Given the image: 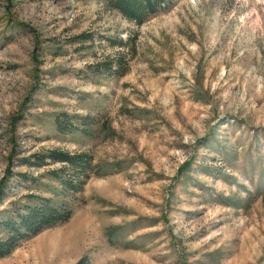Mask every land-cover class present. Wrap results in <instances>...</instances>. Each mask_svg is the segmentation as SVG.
I'll list each match as a JSON object with an SVG mask.
<instances>
[{
    "label": "rangeland",
    "instance_id": "obj_1",
    "mask_svg": "<svg viewBox=\"0 0 264 264\" xmlns=\"http://www.w3.org/2000/svg\"><path fill=\"white\" fill-rule=\"evenodd\" d=\"M166 1L137 25L0 0V222L60 191L27 162L93 159L71 217L0 264H264V0Z\"/></svg>",
    "mask_w": 264,
    "mask_h": 264
},
{
    "label": "trees",
    "instance_id": "obj_2",
    "mask_svg": "<svg viewBox=\"0 0 264 264\" xmlns=\"http://www.w3.org/2000/svg\"><path fill=\"white\" fill-rule=\"evenodd\" d=\"M105 1L121 16L137 25H141L167 4L166 0ZM37 160L40 163H27L39 166H46L47 163L61 164L57 170L48 172L50 179L58 185L60 191L54 198L28 196V201L17 207L11 213V217L0 222V258L8 256L22 241L66 222L71 217L73 209L72 203L67 200L68 195L82 192L93 171V159L87 153L51 150ZM11 177L12 173L8 171L0 180V205ZM75 264H90V260L84 256Z\"/></svg>",
    "mask_w": 264,
    "mask_h": 264
}]
</instances>
